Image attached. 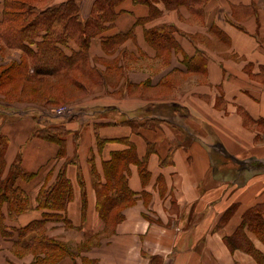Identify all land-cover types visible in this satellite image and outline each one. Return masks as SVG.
<instances>
[{"label":"crops","instance_id":"obj_1","mask_svg":"<svg viewBox=\"0 0 264 264\" xmlns=\"http://www.w3.org/2000/svg\"><path fill=\"white\" fill-rule=\"evenodd\" d=\"M74 1L83 21L94 15L98 0ZM150 2L119 3L115 21L99 38L129 36L142 48L156 35L166 48L174 43L171 73L200 75L176 108L182 122L152 114L159 125L136 129L79 112L73 117L87 118L67 122L60 145L34 133L60 123L45 125L0 108V135L8 140L1 180L9 177L29 206L14 219L6 204L0 210V264H48L47 243L59 249L61 241L87 247L51 264H259L252 254L231 250L225 239L248 212L258 210L264 218V0H209L193 10ZM152 46L148 55L156 58L160 46ZM116 110L135 119L121 106ZM131 146L140 161L147 159L148 175L130 165L133 202L110 225L97 189L106 182L105 163ZM17 160L22 173L14 169ZM62 173L69 197L62 205L40 207V193ZM246 232L264 255V241Z\"/></svg>","mask_w":264,"mask_h":264},{"label":"rangeland","instance_id":"obj_2","mask_svg":"<svg viewBox=\"0 0 264 264\" xmlns=\"http://www.w3.org/2000/svg\"><path fill=\"white\" fill-rule=\"evenodd\" d=\"M4 1L2 11L5 8ZM26 1L41 7L53 2V0ZM193 20L198 22L197 15ZM63 23L59 22L56 29H62ZM46 27L54 32L51 25L46 24ZM87 32L90 39L86 44L82 43L78 32L65 33L63 35L65 38L59 40L64 45V52L71 55L81 50V53L71 62H67L62 69L48 71L40 67L43 75L36 72L37 65L32 60L29 64L31 66L34 64L35 67L29 65L27 75H24V72L20 74L16 64L28 61L29 57L25 55L23 49L11 48L0 40V108L18 110L23 113L22 115L33 117L45 125L47 122H52L50 124L57 122L66 126L67 122H72L76 118H87L82 115L83 113L93 112H96L94 118H103L108 125L127 122L134 127V124L138 126L154 120L160 121L158 120L160 118L154 119L152 114L182 122L176 108L184 103L183 98L188 96L187 86L198 82L200 75L197 72L171 73L172 52L170 53L169 49L174 43L166 48L168 44L156 35L159 41H148V48H142L137 40L129 36L121 37L120 41L106 42L97 34L95 36L94 33L90 34L88 29ZM152 44L160 46L154 48L158 54L156 58L148 55ZM44 63L46 67L58 68L59 64L62 66L66 61L60 55H56L54 60H47ZM197 70L196 66L191 68V71ZM118 106L131 112L135 119L127 120L116 110ZM79 112L82 113L79 114L81 116L73 117L74 113ZM156 124L159 125L158 122ZM34 133L35 136L44 138ZM110 174L111 172L106 171L107 180ZM128 175L129 170L127 177ZM109 192V186L106 184V195ZM132 202L133 198L125 202L126 205L116 207L110 222L117 217L115 215L121 208L131 205ZM59 246V249L49 246L45 248L46 263H56L64 258L75 257L87 247V245L78 247L62 241ZM43 262L42 260L41 264Z\"/></svg>","mask_w":264,"mask_h":264},{"label":"trees","instance_id":"obj_3","mask_svg":"<svg viewBox=\"0 0 264 264\" xmlns=\"http://www.w3.org/2000/svg\"><path fill=\"white\" fill-rule=\"evenodd\" d=\"M122 1L124 0H98L94 15L87 21H83L80 18L79 7L74 0H70L58 6L52 5L53 2H51L44 7L34 5L26 0H5L4 11L0 13V40L5 44H8L11 48L23 49L22 51L27 57H29L27 59L28 61L22 60L23 62L16 64L20 74L24 72V75H27L29 72L30 60L35 61V65H37L36 72L39 75H43L41 68L43 70L56 71L62 69L67 62H71L81 53L80 50L71 55L66 54L63 48L64 45H62L59 41L65 38L63 35L70 31L78 32V34L81 35V41L83 44H86L90 39L87 29L90 31V34L94 33V36L97 34L100 37L106 31L108 26L106 24H111L115 21L117 17L115 8ZM134 1L136 3H143L147 5L151 4V0ZM152 1L163 2L171 9L178 8L180 6H188L193 10L195 8L200 9L209 0ZM61 21L64 22L62 29L57 30L56 26ZM46 24L51 25V27L54 28V32L53 30H49V27H46ZM121 37L123 36H119L115 39L111 38L110 40L105 41H120ZM56 55H60L66 63H63L62 66L59 64L58 68H55L54 66L46 67L44 65V61L54 60ZM35 65H30V67L34 68ZM177 109L179 110V107ZM157 122L160 124V121L154 120L151 123H146L144 126L154 127L157 125ZM140 126V124L138 126L134 124L133 128L138 129ZM36 134H39L48 141L63 145V142L65 141L64 139L68 134V130L64 124H59L51 126L48 130H40ZM7 146L8 140H6L4 136L0 135V210L6 204L9 211V217L14 219L19 214L26 211L29 206L26 197L22 196L19 189L15 188L14 185L10 183L11 180L9 177L3 181L1 180V176L4 171V155ZM169 158L171 159L172 156L170 155ZM131 164H137L140 166L143 177H145L144 175H148L147 159L140 161L135 148L132 146L125 153L114 154L112 159L105 163V174L106 171L111 172V174L109 175V179H106L107 182L98 186L97 191L104 206L101 208L102 217L106 223L110 225H115L117 218L118 221L122 219L121 208L119 213L115 215L117 217H114L113 222H110V217L116 210V207L118 208L121 204H125V202L130 201L131 198L134 197V193L128 186L126 175ZM14 169L16 172L19 170L20 173H22L20 160H17L14 164ZM64 176L65 174L62 173L57 184L53 188L40 193L38 199L40 207L52 208L55 205L64 204L65 200L69 197L70 192L68 181ZM106 184L109 186L110 190L107 195ZM4 219L5 217L0 213V228L2 227ZM246 228L254 232L264 241V218L260 211L254 210L248 212L239 230L234 235L225 239L226 245L231 250H244L252 254L259 264H264V255L254 247L248 238ZM47 244L50 247L57 246L55 242H49Z\"/></svg>","mask_w":264,"mask_h":264}]
</instances>
